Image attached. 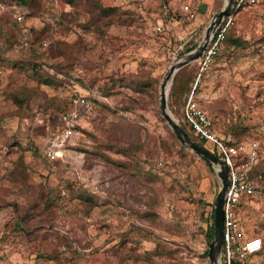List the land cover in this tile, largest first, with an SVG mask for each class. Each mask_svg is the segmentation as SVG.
Here are the masks:
<instances>
[{
  "label": "rangeland",
  "instance_id": "obj_1",
  "mask_svg": "<svg viewBox=\"0 0 264 264\" xmlns=\"http://www.w3.org/2000/svg\"><path fill=\"white\" fill-rule=\"evenodd\" d=\"M90 2L119 7L126 21L99 30ZM227 2L0 0V264H212L207 233L221 180L179 142L160 92ZM164 6L174 34L155 31ZM230 37L237 42H224L204 71L200 60L183 68L197 76L177 91L174 114L169 108L199 142L185 116L194 95L218 138L260 144L256 170H264V0L234 15ZM77 93L91 108H79L64 140L60 114L75 109ZM206 148L215 150L210 141ZM258 184L264 189V176ZM240 218L248 237L264 240V194L245 199ZM55 254L58 263L48 259ZM251 264H264V249Z\"/></svg>",
  "mask_w": 264,
  "mask_h": 264
},
{
  "label": "built area",
  "instance_id": "obj_2",
  "mask_svg": "<svg viewBox=\"0 0 264 264\" xmlns=\"http://www.w3.org/2000/svg\"><path fill=\"white\" fill-rule=\"evenodd\" d=\"M261 0H235L231 14L224 19L216 33L212 36L206 51L200 59L202 70L204 71L213 62L219 54L228 31L231 28L233 17L242 8L247 6H257ZM183 14L186 17L192 16V9L188 5L184 6ZM234 12V13H232ZM25 12H21L16 19L18 22L25 20ZM49 22L55 26V22L50 19ZM171 26V28H169ZM173 17L171 10L164 6L163 18H161L155 26L158 34L172 33L174 34ZM168 27L169 29H167ZM21 47L29 49L30 44L27 39L21 41ZM48 41H44L36 46L38 52H44L48 49ZM71 105L75 108L70 112L66 111L60 116L61 123L64 128V140L74 135L75 124L80 118L79 108L90 109L91 103L86 96L75 94L71 99ZM186 120L190 124L193 131L214 144L221 160L229 169V186L225 195L224 205V243L222 249L223 264H251V261L264 249V240L261 237H248L243 230L240 218V206L247 198L259 195L256 183L250 174L256 167L260 159V144L252 141L248 144L237 143L229 139H220L211 132L213 125L210 116L195 101L194 95L188 101L186 112ZM57 144L51 143L46 151V155L52 161L59 158Z\"/></svg>",
  "mask_w": 264,
  "mask_h": 264
},
{
  "label": "water",
  "instance_id": "obj_3",
  "mask_svg": "<svg viewBox=\"0 0 264 264\" xmlns=\"http://www.w3.org/2000/svg\"><path fill=\"white\" fill-rule=\"evenodd\" d=\"M235 0H228L224 9L219 12L207 29L202 43L193 51L186 54L183 59L176 61L166 74L161 85L160 111L164 120L171 127L173 133L183 146H188L197 154L207 165L215 170L221 180V189L215 203V240L210 245L209 258L212 264L218 262L224 243V205L225 195L229 186V169L224 162L211 153L207 148L202 147L192 140L183 128L175 121L169 108V94L177 73L186 66L198 61L206 51L212 36L216 33L222 22L232 11ZM169 86V87H168Z\"/></svg>",
  "mask_w": 264,
  "mask_h": 264
},
{
  "label": "trees",
  "instance_id": "obj_4",
  "mask_svg": "<svg viewBox=\"0 0 264 264\" xmlns=\"http://www.w3.org/2000/svg\"><path fill=\"white\" fill-rule=\"evenodd\" d=\"M90 4L87 5V9L86 11L92 15V20L94 21L95 25L97 26V28L100 30V28H102L103 24L105 25H108L110 26L112 23L114 22H125L124 20H122L121 18V14L122 12L121 9L119 7H112V8H104L102 7L100 4H94L92 2H90ZM92 6H93V10H92ZM234 13V12H232ZM175 20L173 19V22ZM58 24V23H57ZM49 27H53V25L51 23H48ZM55 26H56V23H55ZM231 30V28H230ZM230 30L228 31L227 35H226V39H225V42H231V43H235L237 41L234 42V40H231V37H230ZM194 46H192L191 48L190 47H187L184 49V51L181 53L184 54V53H188V52H191L194 50ZM186 69V68H185ZM183 69L181 70L175 77L174 79V85H173V88H172V91H171V95H170V108L172 110V113L174 114V111H173V108L174 106L177 104V100H178V95L179 93L178 92H184L185 93V89L188 87L189 89V84L195 80L197 74H194V75H191L190 73H186V70ZM64 76L65 78V75L64 74H61ZM139 85V84H137ZM64 112H66L65 109H63L61 111V114H63ZM60 114V116H61ZM193 130V129H192ZM200 137V136H198ZM239 137V136H237ZM199 145H201L202 147H205L206 148V140L201 138L200 137V141L197 142ZM238 143V142H237ZM118 147V146H116ZM118 152L117 153H122L124 152V150L122 148H118L117 149ZM210 151V150H209ZM211 153H213L216 157L218 158H221L220 154L218 153V150L217 148H215V150L213 151H210ZM19 164H16V168H19ZM251 178L254 180V182L256 183L257 185V188H258V191H259V195L260 194H264V189L263 187H261L259 184H258V181H261L263 180V176H264V170H256V167L252 170L251 174H250ZM25 219V218H24ZM212 224H211V228L209 229L208 233H207V238H208V241L210 242H213L215 240V208L213 209V212H212ZM23 220V219H22ZM68 247H72L73 248V244L68 242ZM223 249V247H222ZM260 254V253H259ZM258 254V255H259ZM60 257H61V254H55V255H50L48 259L50 260H55L56 263L60 262ZM233 264H238V263H233Z\"/></svg>",
  "mask_w": 264,
  "mask_h": 264
},
{
  "label": "bare ground",
  "instance_id": "obj_5",
  "mask_svg": "<svg viewBox=\"0 0 264 264\" xmlns=\"http://www.w3.org/2000/svg\"><path fill=\"white\" fill-rule=\"evenodd\" d=\"M169 87V86H168Z\"/></svg>",
  "mask_w": 264,
  "mask_h": 264
},
{
  "label": "crops",
  "instance_id": "obj_6",
  "mask_svg": "<svg viewBox=\"0 0 264 264\" xmlns=\"http://www.w3.org/2000/svg\"><path fill=\"white\" fill-rule=\"evenodd\" d=\"M249 7V6H248Z\"/></svg>",
  "mask_w": 264,
  "mask_h": 264
}]
</instances>
